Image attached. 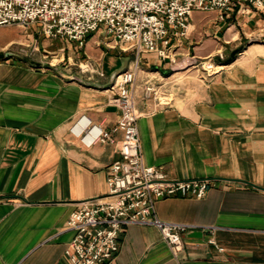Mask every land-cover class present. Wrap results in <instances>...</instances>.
I'll use <instances>...</instances> for the list:
<instances>
[{
  "label": "crops",
  "instance_id": "obj_1",
  "mask_svg": "<svg viewBox=\"0 0 264 264\" xmlns=\"http://www.w3.org/2000/svg\"><path fill=\"white\" fill-rule=\"evenodd\" d=\"M243 12L233 8L223 23L211 12L215 23L207 29L222 37L209 50L198 49L207 29L193 25L192 13L176 48L175 70L110 35L101 42L102 29L82 49L62 41L48 50L54 39L28 36L42 53L56 54L63 68L0 62V264H69L63 252L73 234L65 223L77 204L107 195L108 169L119 159L121 139L117 134L114 144L87 147L71 128L82 116L102 130L112 128L119 116L112 86L135 67L131 91L143 163L170 179H208L215 186L201 200L155 201L158 219L190 226L178 256L156 228L131 225L119 234L110 264H264V21ZM241 42L234 59L218 62L224 67L212 75L190 65L189 59ZM77 57L93 71L72 67ZM146 79L171 102L146 99ZM210 238L216 247L207 244Z\"/></svg>",
  "mask_w": 264,
  "mask_h": 264
},
{
  "label": "built area",
  "instance_id": "obj_2",
  "mask_svg": "<svg viewBox=\"0 0 264 264\" xmlns=\"http://www.w3.org/2000/svg\"><path fill=\"white\" fill-rule=\"evenodd\" d=\"M243 6L264 16V0H0V28L38 25L40 35L75 44L78 49L90 34L103 28L118 44L154 54L175 70L179 63L176 48L187 36L193 12H216V22L223 23L233 8ZM28 49L29 54L39 51L36 43H30L21 52L26 54ZM47 55L57 56L43 53L44 58ZM225 60L221 50L203 59H189L190 65L208 76L223 68L217 63ZM78 67L81 72L93 71L88 62ZM136 70L124 71L114 81L119 116L112 128L102 130L84 116L71 128L87 147L114 144L117 134L121 139L119 159L108 169L107 195L80 202L65 223V230L73 234L63 252L69 264H110L118 252L119 234L131 225L156 228L171 254L178 256L183 250L182 234L190 226L158 219L155 201L176 196L201 200L215 186L208 179H170L161 168L143 163L136 126L139 114L131 91ZM143 89L144 97L156 104L171 102V96L152 79L145 80ZM207 244L216 247L213 238Z\"/></svg>",
  "mask_w": 264,
  "mask_h": 264
},
{
  "label": "rangeland",
  "instance_id": "obj_3",
  "mask_svg": "<svg viewBox=\"0 0 264 264\" xmlns=\"http://www.w3.org/2000/svg\"><path fill=\"white\" fill-rule=\"evenodd\" d=\"M240 9H241V11L242 10L245 11V12L241 13L242 14L241 16H244V18L251 15V13L256 12L255 10L249 9L246 6H243ZM256 18H257V20H263L264 21V16L258 12H256ZM229 21L234 22V23L236 22L235 20L232 21V19ZM191 22L193 23V25L197 29L204 28L205 30L207 29V27L210 26V23H215L213 21V14L211 12L210 13L193 12V15L191 17ZM206 31H207V35H202V38L199 37V38H201V40L202 39H205V40L203 41V44L200 47H198V49L209 50V49H211L212 45L216 43L215 40L221 39L220 37H222V33H219L218 36H215V38H213L214 34H212V30L207 29ZM227 34H229V33L227 32L226 34H223V35H227ZM31 35H34V37L36 39H38V41H41L44 39V37L42 35H39V26L38 25H31L26 29L20 28V27L15 26V25L0 28V53L9 52V53L13 54V56L11 57L13 59H18V60L24 59V60L32 61L34 64H40V65L47 63L52 67L57 68V67L61 66L60 68H63V66H62L63 63L59 62V58H55V59L53 58L52 59V56H50V55H47V57L44 58L41 50H39L38 52H35L33 54H29V49L27 50L26 54L21 52V50H25L26 45L30 44L28 41V36H31ZM97 38L100 39L101 42L104 39H106L105 32H104L103 28H102V31L100 33H98ZM193 42H194V40H193ZM242 42L240 45L233 46L232 48L221 50L223 55L226 58L225 61H228L232 52H234L236 50H238L239 52L241 51V49L244 46V44ZM51 44H52V47H48V50L57 49L58 47H61L64 45L63 42L58 40V39H55V41H52ZM123 47H126V46L123 45ZM78 59L80 60L79 62L75 61L77 59H74L72 61V67L77 68V69H79V67H78L79 65L84 64V62H82V60L80 58H78Z\"/></svg>",
  "mask_w": 264,
  "mask_h": 264
},
{
  "label": "water",
  "instance_id": "obj_4",
  "mask_svg": "<svg viewBox=\"0 0 264 264\" xmlns=\"http://www.w3.org/2000/svg\"><path fill=\"white\" fill-rule=\"evenodd\" d=\"M238 52H239L238 50L232 52L231 55H230V58L228 59V61H229V60H233L234 57L236 56V54H237ZM12 56H13V54H12V53H9V52H6V53H0V61H1V60H5V59H8V58H11Z\"/></svg>",
  "mask_w": 264,
  "mask_h": 264
},
{
  "label": "trees",
  "instance_id": "obj_5",
  "mask_svg": "<svg viewBox=\"0 0 264 264\" xmlns=\"http://www.w3.org/2000/svg\"><path fill=\"white\" fill-rule=\"evenodd\" d=\"M89 37H90V36H88L87 38H89ZM87 38H86V39H87ZM8 59H9V58H8ZM5 60H7V59H5ZM1 61H2V60H1ZM1 61H0V62H1ZM231 61H232V60H229L228 63L231 62Z\"/></svg>",
  "mask_w": 264,
  "mask_h": 264
}]
</instances>
